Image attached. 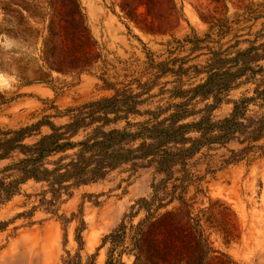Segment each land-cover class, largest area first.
Returning a JSON list of instances; mask_svg holds the SVG:
<instances>
[{
    "label": "rangeland",
    "instance_id": "rangeland-1",
    "mask_svg": "<svg viewBox=\"0 0 264 264\" xmlns=\"http://www.w3.org/2000/svg\"><path fill=\"white\" fill-rule=\"evenodd\" d=\"M187 36L213 47L212 40L225 49L236 45L232 53L260 45L264 0H0V73L14 78L11 88L0 91V129L17 130L45 118L66 125L69 110L112 97L113 88L149 89L143 113L166 106L176 77L162 75L157 64L173 51L176 68L184 59L187 66H203L208 59L206 50L192 54L191 45L176 43ZM203 79L192 74L183 81L189 86ZM258 81L242 80L213 119L226 118L234 102L253 96ZM126 125L120 121L110 129ZM241 148L233 142L202 150L163 185L176 198L161 195L163 207L155 204L151 212L139 202L152 201L153 184L165 177L155 167L126 165L75 189L59 215L71 219L82 209L85 262L124 223L126 239L115 249L113 264H264V156L232 162V151ZM19 157L0 163V169ZM43 190L30 181L0 201V264H62L66 251H78L80 220L64 222L38 208ZM112 248L111 242L105 245L96 264H106Z\"/></svg>",
    "mask_w": 264,
    "mask_h": 264
},
{
    "label": "trees",
    "instance_id": "trees-1",
    "mask_svg": "<svg viewBox=\"0 0 264 264\" xmlns=\"http://www.w3.org/2000/svg\"><path fill=\"white\" fill-rule=\"evenodd\" d=\"M204 42L206 39L197 36L176 42L191 45L192 54L206 50L208 59L203 66H187L189 60L184 59L176 68L178 58H173L174 51L171 59L157 64L162 75L171 73L176 77L175 86L169 91L171 102L166 106L143 113L140 108L146 102L143 96L149 89L135 93L127 87L113 88L112 97L69 110L70 122L66 125L57 126L45 118L17 130L0 129V163L20 155L0 169V201L10 200L20 192L22 185L33 181L43 184L45 189L40 194L38 208L64 222L80 220L76 231L78 251L74 255L66 251L62 264H96L98 252L109 242L113 248L106 264H113L115 249L126 239V225L122 223L85 262L83 233L87 225L82 209L71 219L59 215L61 205L72 197L75 189L103 181L126 165L155 167L157 174L165 178L159 185L153 184L152 201L139 202L143 209L151 212L155 204L163 207L165 199L161 195H168L171 200L176 198V191L167 193L163 185L173 179L177 168L185 167L204 149L237 142L242 148L232 151V162L247 160L257 153L264 156V43H253L246 50L232 53L236 45L225 49L220 41L209 42L216 44L215 47L203 45ZM192 74L204 79L186 86L183 78ZM257 77L261 79L258 81ZM246 78L258 81L254 95L237 100L229 116L215 121L212 113ZM177 100L179 102H175ZM201 103L205 105L199 109L197 106ZM252 106L260 111L252 114ZM132 115H148L149 119L132 123L129 120ZM193 117L198 119L188 122ZM120 121L127 123L124 129H110ZM43 127H48L50 133L42 135ZM35 136H40L37 142L27 143ZM185 181L186 177L181 188Z\"/></svg>",
    "mask_w": 264,
    "mask_h": 264
},
{
    "label": "clouds",
    "instance_id": "clouds-1",
    "mask_svg": "<svg viewBox=\"0 0 264 264\" xmlns=\"http://www.w3.org/2000/svg\"><path fill=\"white\" fill-rule=\"evenodd\" d=\"M14 78H10L3 73H0V91L11 88Z\"/></svg>",
    "mask_w": 264,
    "mask_h": 264
}]
</instances>
